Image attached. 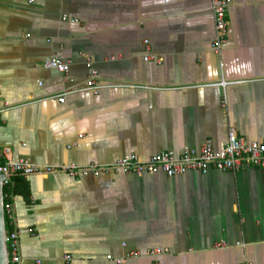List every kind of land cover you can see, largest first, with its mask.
I'll return each mask as SVG.
<instances>
[{"label":"crops","instance_id":"0c3cea01","mask_svg":"<svg viewBox=\"0 0 264 264\" xmlns=\"http://www.w3.org/2000/svg\"><path fill=\"white\" fill-rule=\"evenodd\" d=\"M212 8L0 0V150L12 161L86 168L130 154L179 156L208 141L218 149L232 127L264 144V0H233L218 53ZM54 56L71 62L68 74L44 67ZM89 63L98 94L84 90ZM25 178L29 202L12 203L16 264H66V255L69 264H117L152 249L163 253L123 264H264V169Z\"/></svg>","mask_w":264,"mask_h":264},{"label":"built area","instance_id":"2783aa9c","mask_svg":"<svg viewBox=\"0 0 264 264\" xmlns=\"http://www.w3.org/2000/svg\"><path fill=\"white\" fill-rule=\"evenodd\" d=\"M233 3V0H213V17L215 24V41L212 48L218 53L222 45L226 42L228 36V11ZM146 46L148 43H145ZM148 47V46H147ZM149 59L146 58L145 61ZM46 69L56 70L63 74H68L71 71V62L64 61L59 56H54L47 60L44 64ZM92 71L91 80L88 81L85 91H91L98 94L103 88L98 85L95 77L98 72L93 69L92 64H88ZM228 82L219 83L220 86H226ZM60 103L65 102V95L60 96ZM0 177L5 176L6 180L2 182V188L10 185L11 178L15 175L30 177L36 175H50L53 173H65L69 177L83 178L99 177L102 173L120 172L126 175L133 174L137 176L152 175L164 173L168 177L184 175L188 172H201L207 174L211 168L222 172H239L250 167L264 169V144L258 142L247 143L243 138L239 137L235 128H230L228 138L225 143L220 144L218 149H214L211 142H205L199 150L192 148H184L179 156L174 152H161L154 154L147 160H141L138 155L130 154L120 158L117 162L103 167L91 166L80 168L77 166H69L56 168L51 166H38L31 163L29 160L21 159L12 161L7 158L4 151L0 150ZM3 210L5 218L9 223L13 224V205L4 203L3 195ZM6 226V225H5ZM33 232L32 229L29 230ZM6 243L8 247V255L12 263L20 261V237L18 231L6 235ZM218 248H225L224 245H219ZM161 250L152 249L146 252L130 251L126 256L115 258L117 264H123L127 260H136L143 257H154L160 255ZM66 264L71 261V256L63 257ZM107 259L112 260V256ZM245 264H253L246 262Z\"/></svg>","mask_w":264,"mask_h":264},{"label":"trees","instance_id":"16d2710c","mask_svg":"<svg viewBox=\"0 0 264 264\" xmlns=\"http://www.w3.org/2000/svg\"><path fill=\"white\" fill-rule=\"evenodd\" d=\"M1 164V163H0ZM4 203H13L15 197L21 196L29 202L31 197V189L29 183L26 181V178L21 175H15L11 178L10 185L3 188ZM5 228L7 234L15 230L14 225L9 223L5 218Z\"/></svg>","mask_w":264,"mask_h":264},{"label":"water","instance_id":"95a60500","mask_svg":"<svg viewBox=\"0 0 264 264\" xmlns=\"http://www.w3.org/2000/svg\"><path fill=\"white\" fill-rule=\"evenodd\" d=\"M6 180L5 176L0 177V264H11L8 255V247L6 243V228L3 210V188L2 182ZM16 264V263H14Z\"/></svg>","mask_w":264,"mask_h":264}]
</instances>
